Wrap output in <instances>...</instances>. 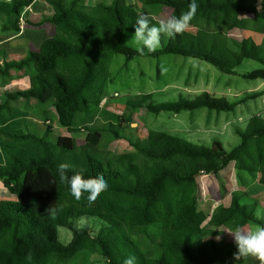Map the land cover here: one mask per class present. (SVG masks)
Wrapping results in <instances>:
<instances>
[{"label":"trees","instance_id":"16d2710c","mask_svg":"<svg viewBox=\"0 0 264 264\" xmlns=\"http://www.w3.org/2000/svg\"><path fill=\"white\" fill-rule=\"evenodd\" d=\"M34 1L0 0L2 29L18 35L23 14ZM45 1L53 13L42 15L36 26L48 25L52 35L21 60L0 61L1 77L8 78L13 70L26 71L29 84L28 89L6 94L0 101V180L16 197L0 202V264H51L50 255L71 260L83 252L101 256L106 264H123L129 256L135 257V264H245L249 257L234 259L235 243L216 238L226 234L221 228L264 226L256 216L258 198L236 191L229 206L220 205L207 214L200 208L198 176L220 177L234 165L238 178L257 176L264 187V118L253 116L244 129L238 128L241 142L229 151L219 140L198 145L152 130L144 139L127 138L133 152L104 157L85 146L79 149L71 136L50 140L54 125L47 109H54L58 125L70 134L87 131L86 142L98 150L106 146L103 131L113 135L109 142L124 139L123 130L139 109L155 115L203 108L234 112L247 100L264 96V91L234 102L208 92L162 103H154V94H139L126 101L131 114L121 115L118 124L108 123L107 130L95 126L116 55L125 56L126 62L182 56L206 62L226 75L264 82L262 46L252 38L238 41L231 35L244 29L242 14L251 15L253 31L264 35V0H196L197 12L188 29L170 39L162 37L161 47L154 53L145 50L144 55L124 41L128 32L134 34L137 17L142 15L136 4ZM138 1L146 7L169 9L171 17L187 12L191 2ZM149 17L151 24H159ZM246 60L256 61L261 68L239 74L237 69ZM19 100L25 102L24 109L12 108L11 103ZM33 100L43 106L48 122L42 134L28 129L34 123L26 108ZM61 163L71 166L69 176L103 174L107 190L92 204L87 192L77 200L59 178ZM89 223L98 230L93 232ZM60 228L71 232L70 243L61 242Z\"/></svg>","mask_w":264,"mask_h":264},{"label":"rangeland","instance_id":"374dc122","mask_svg":"<svg viewBox=\"0 0 264 264\" xmlns=\"http://www.w3.org/2000/svg\"><path fill=\"white\" fill-rule=\"evenodd\" d=\"M127 2L130 4L134 2L133 4L137 5L140 14L151 16L158 21L171 18L169 9L146 7L138 0H127ZM29 9L30 7L23 14L20 24L21 32L18 35L12 31L3 30L4 19H0V61L4 64L6 61H19L21 57L26 56L29 49L39 48L40 43L52 35V29L49 26L38 29L40 26H36V23L39 15L28 17V13L31 11ZM242 18L245 21V27L231 32L233 38L238 41L243 38H252L264 49V35L253 31L252 16L242 14ZM28 19L38 28H31ZM133 35L128 32L124 41L136 49L137 45L131 40ZM259 68L261 65L256 61L246 60L237 69V72L244 74ZM28 87L26 71L13 70L8 78L0 76V101H5L6 94L23 91ZM261 91H264V82L261 80H249L239 75H226L212 65L192 58L163 55L158 58L137 57L131 62H126L125 56L116 55L109 69L105 99L95 126L105 129L108 123L118 124V118L121 115L131 114V111L126 108V101L139 94H154V103H162L177 101L180 98L194 99L203 92H208L217 97H226L229 101L234 102ZM11 105L12 108L24 109L25 102L19 100ZM42 107L33 100L26 108L30 113L31 123H34L28 129L38 134H42L44 128L48 126V122L43 116ZM47 112L48 118L54 125V132L50 140L53 141L59 136H71L75 139L79 149L85 146L92 153L97 151L104 157L133 152L134 148L129 144L127 138L134 141L144 139L152 130L167 132L198 145L210 146L213 140H219L229 151L241 142L236 132L238 128L244 129L253 116L264 118V96L247 100L230 113H217L203 108L180 114L162 112L155 115L149 113L145 108L139 109L132 114V121L125 126L122 133L124 139L109 142L113 135L109 131H103L106 146L102 150H98L86 142L87 131L70 134L65 128L58 125L57 115L53 108L47 109ZM228 168L221 173L220 177L206 176L205 174L198 176L200 208L208 214L211 213L210 210L215 203L217 204L218 196L225 194L221 186L225 188V185L228 186V184L236 185V177L232 171H229L231 167ZM257 183L260 185L258 181ZM261 189L264 191L263 186ZM262 199L264 201V195L260 200ZM14 200L16 197L4 188L3 182L0 180V202ZM248 203L250 202L248 201ZM261 214L260 218L264 221V215ZM85 223L86 221H81L79 224L83 226ZM89 224L93 232L98 230V226ZM256 225L258 224L251 225L250 229H254ZM59 233L63 244L70 243L72 234L69 230L60 228ZM222 238L220 237L219 241H222ZM48 262L51 264H106L101 256L90 255L87 252H83L71 260H61L55 255H50Z\"/></svg>","mask_w":264,"mask_h":264},{"label":"clouds","instance_id":"9594fccd","mask_svg":"<svg viewBox=\"0 0 264 264\" xmlns=\"http://www.w3.org/2000/svg\"><path fill=\"white\" fill-rule=\"evenodd\" d=\"M197 8L196 0H191L187 12L181 13L178 17L172 16L166 20H161L158 25L151 24L148 15L138 16L134 26V35L131 39L137 45L136 51L140 55H144L145 50L148 53H154L161 47L162 37L170 39L177 34L183 33L190 26V22L196 15ZM70 168L71 166L68 163L59 164V178L61 182L68 183L71 194L77 200L81 199L82 195L87 192L88 203L92 204L102 192L107 190L108 184L103 174L91 178H84L82 173H73L69 176ZM256 216L257 218L262 216L259 210H257ZM224 232L232 236L236 245L235 260L241 257H253L259 261V264H264V226L256 225L252 230L236 227L234 230ZM216 239L220 240V236H217ZM123 264H135V257H127Z\"/></svg>","mask_w":264,"mask_h":264},{"label":"crops","instance_id":"0c3cea01","mask_svg":"<svg viewBox=\"0 0 264 264\" xmlns=\"http://www.w3.org/2000/svg\"><path fill=\"white\" fill-rule=\"evenodd\" d=\"M112 1L113 0H87V4L90 5V6H93V5L97 4V3L110 4V3H112ZM133 3L134 2H132L131 4H133ZM29 10H31V11L28 13V17L29 16H33V15L34 16H38L39 15V17L37 18L38 19L37 23L41 20L42 15H50V14L53 13L52 7L50 5H48V3L45 0H35L34 3L30 6ZM28 23H29L30 26H32L31 28H35V29L38 28V27H35L34 24L30 22L29 19H28ZM45 26H48V25L40 26L38 29H42ZM42 42L40 43V45L42 44ZM22 58L23 57H21L19 60H21ZM230 167H231V170L229 169ZM230 167L228 169H229L230 172L232 171L233 175L236 177V185L235 186L234 185L230 186L229 184H228V186L225 185V188H226L225 194L223 196L222 195L218 196L219 197L218 198V202H217V204L215 203L213 208L210 210L211 213H209V214H212L213 211L220 205L229 206L230 201H231V194L233 192L245 191V192H248V193L252 194V196L258 198L259 202L256 203L255 211L257 212V210H259V211L261 210V213H263V215H264V201H263V199L260 200L263 197V195H264V191L261 189V186L258 185V183H257L258 177L257 176L253 177V176L248 175V174H243L241 176V178H238L237 175H236V171H235L234 165H230ZM206 176H211V175H206ZM203 211H205V210H203ZM253 224H255V223H251V224L247 225L244 228L246 230H251L250 228H251V225H253ZM221 230L227 231L224 228H221ZM225 233L226 234L223 236L222 239H226L228 242H233L234 243V240H233L232 236H230L227 232H225ZM232 264H234V263L232 262ZM245 264H259V261L256 260L253 257H249Z\"/></svg>","mask_w":264,"mask_h":264},{"label":"built area","instance_id":"2783aa9c","mask_svg":"<svg viewBox=\"0 0 264 264\" xmlns=\"http://www.w3.org/2000/svg\"><path fill=\"white\" fill-rule=\"evenodd\" d=\"M21 20H23V17H22V19Z\"/></svg>","mask_w":264,"mask_h":264}]
</instances>
